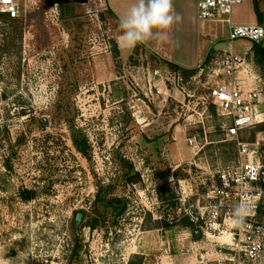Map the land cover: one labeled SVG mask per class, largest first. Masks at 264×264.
I'll list each match as a JSON object with an SVG mask.
<instances>
[{
    "label": "rangeland",
    "instance_id": "rangeland-1",
    "mask_svg": "<svg viewBox=\"0 0 264 264\" xmlns=\"http://www.w3.org/2000/svg\"><path fill=\"white\" fill-rule=\"evenodd\" d=\"M33 7L29 23L0 19V264H240L229 238L197 240L184 224L197 198L183 190L204 194L239 156L216 107L197 114L207 75L187 79L191 97L164 101L127 73L162 63L137 54L126 72L116 62L98 74L103 41L64 35L53 0ZM251 58L264 83V61ZM260 133L264 123L238 141ZM259 216L264 224V202Z\"/></svg>",
    "mask_w": 264,
    "mask_h": 264
},
{
    "label": "built area",
    "instance_id": "built-area-1",
    "mask_svg": "<svg viewBox=\"0 0 264 264\" xmlns=\"http://www.w3.org/2000/svg\"><path fill=\"white\" fill-rule=\"evenodd\" d=\"M105 0H86L91 8V14L101 12ZM242 0H198V18L202 22L222 23L229 25L228 39L230 42L245 40L251 44H260L264 40V27L259 25L233 26L230 17ZM22 15V9L17 0H0V19L6 17L17 20ZM91 40L103 41V52L108 53L111 45L105 34H94ZM214 69L206 72L207 67L201 66L196 79L205 73L208 81V95L198 98L197 114L203 117L208 108L216 107L220 116L229 122L226 127V137L236 140L238 147V162L236 165L222 168L216 172L210 187L204 194L198 191L189 195L183 190V200L189 196L197 198L196 211L186 210L190 222L200 237L211 240L229 238L239 256L240 264L264 263V224L260 221V210L264 202V138L260 133L254 143L247 144L238 141L241 132L264 123V113L261 111L264 94V83L253 72L243 57L227 52L214 59ZM145 78V84L150 94L155 90L157 95L165 84L171 83L175 89L185 92L186 79L178 72L160 70H140ZM246 76L242 77L241 74ZM214 80L211 82L210 79ZM162 81V85H160ZM164 81V82H163ZM188 97H191L188 95ZM190 104V103H189ZM189 109V105L187 106ZM133 117L138 120L136 114ZM199 122H203L200 120ZM188 144L196 147L197 137L192 136ZM155 192V191H153ZM147 198V196H146ZM243 203L247 215L241 223H236L233 216L235 207ZM199 237V238H200ZM191 249L187 250L190 252Z\"/></svg>",
    "mask_w": 264,
    "mask_h": 264
},
{
    "label": "crops",
    "instance_id": "crops-1",
    "mask_svg": "<svg viewBox=\"0 0 264 264\" xmlns=\"http://www.w3.org/2000/svg\"><path fill=\"white\" fill-rule=\"evenodd\" d=\"M17 1L22 9V15L17 20L23 19L25 23L34 21L33 17H30L28 12L33 8L36 10L37 7L35 8L33 5L36 6L37 2L41 4L42 0H28V2H24L23 0ZM53 1L57 6L55 12L56 20L64 32V35L71 34L77 38L88 35L89 40L94 34H105L108 37L111 50L105 53L103 58L98 61V63L103 62V65L96 66V72L105 77L115 72L116 62L125 64L126 66L129 59L137 54H139L141 58L142 56L147 59L152 57L155 63H162V65H160V67L156 65L151 66L149 62H147L146 65L141 64V66L134 69L129 68L131 71H127V73L142 74L139 72H141L140 70L143 68L147 70L157 69L164 73L169 71L168 63L185 70H197L211 58V55L216 59V57L227 52H233V54L243 57L247 61L248 66L252 68L253 72L257 73L251 58L253 57V44L245 40L230 42L228 39L229 25L200 21L198 18V0H172L174 11L181 19L168 33L167 41L162 40L161 36L157 34L148 40L138 43L134 47L127 46L119 39L120 30L118 25L120 18L126 14L130 6L135 3L136 0H105L101 12H98L95 16L91 14V8L87 6L86 0ZM242 1V4L235 8L233 15L230 17L231 25L262 26L260 24H262L264 20V9L258 8L259 13L257 14L253 0ZM258 18L261 20L259 21ZM128 67L129 65L125 67L124 72L128 70ZM196 76H198V73L194 77ZM241 76L244 77L246 75L243 73ZM159 83L162 85V81ZM188 85L189 82L186 80L185 88L186 92L188 91V93H186L173 88V92H169L168 84H165L161 89L160 95L163 96L164 101L167 100V98L171 99V97L174 99H181L183 97L184 99L186 95H190V91L187 89ZM227 126L224 127L225 136ZM197 146L192 147L196 155L197 151L195 149ZM180 159L181 157L176 155L174 158L175 163H179ZM196 239L199 240L203 238L200 237Z\"/></svg>",
    "mask_w": 264,
    "mask_h": 264
},
{
    "label": "clouds",
    "instance_id": "clouds-1",
    "mask_svg": "<svg viewBox=\"0 0 264 264\" xmlns=\"http://www.w3.org/2000/svg\"><path fill=\"white\" fill-rule=\"evenodd\" d=\"M180 19L174 11L172 0H136L119 20V39L129 47L157 34L167 41L168 33ZM246 215L247 208L243 203L235 207L233 216L236 223H241Z\"/></svg>",
    "mask_w": 264,
    "mask_h": 264
},
{
    "label": "trees",
    "instance_id": "trees-1",
    "mask_svg": "<svg viewBox=\"0 0 264 264\" xmlns=\"http://www.w3.org/2000/svg\"><path fill=\"white\" fill-rule=\"evenodd\" d=\"M253 2H254L256 12L258 14L259 13L258 12V5H257L255 0H253ZM258 19H259V21L261 20L260 18H258ZM260 44H253V53H254L255 57L258 59V61H264V48ZM168 67H169L170 71L180 73L182 75V77L185 78L186 80L195 76V74H197V72H198V69L197 70H185V69H182L176 65L170 64V63H168ZM33 198H34V194H32L31 192L27 191V192L23 193V199L24 200H31ZM184 224L186 227H194V225L190 222V219L188 217L185 218Z\"/></svg>",
    "mask_w": 264,
    "mask_h": 264
},
{
    "label": "water",
    "instance_id": "water-1",
    "mask_svg": "<svg viewBox=\"0 0 264 264\" xmlns=\"http://www.w3.org/2000/svg\"><path fill=\"white\" fill-rule=\"evenodd\" d=\"M82 219H83V214L82 213H77V215H76V223L77 224L81 223ZM195 237L196 238L200 237V231L199 230L195 231Z\"/></svg>",
    "mask_w": 264,
    "mask_h": 264
}]
</instances>
